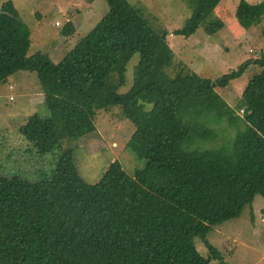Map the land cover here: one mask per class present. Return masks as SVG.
Wrapping results in <instances>:
<instances>
[{
  "label": "trees",
  "instance_id": "trees-1",
  "mask_svg": "<svg viewBox=\"0 0 264 264\" xmlns=\"http://www.w3.org/2000/svg\"><path fill=\"white\" fill-rule=\"evenodd\" d=\"M221 1L187 0L192 16L174 35L192 36L202 26L209 36L222 31ZM107 3L108 12L57 64L42 52L28 55L31 30L13 0L0 9V83L36 73L48 109L43 118L32 114L19 134L39 156L58 157L40 181L0 173V264H224L208 235L264 197V52L216 81L191 70L170 78L168 31L154 30L127 0ZM236 18L245 30L257 26L264 2L239 0ZM72 33L68 21L61 34ZM137 54L133 86L121 94ZM251 64L260 72L233 108L216 89ZM114 107L135 127L126 149L146 164L132 176L116 160L91 184L69 144L95 134L97 112ZM223 124L235 129L232 137L212 148L195 145L217 140L210 126Z\"/></svg>",
  "mask_w": 264,
  "mask_h": 264
},
{
  "label": "rangeland",
  "instance_id": "rangeland-1",
  "mask_svg": "<svg viewBox=\"0 0 264 264\" xmlns=\"http://www.w3.org/2000/svg\"><path fill=\"white\" fill-rule=\"evenodd\" d=\"M7 0H0V9ZM22 19L31 30V47L28 55L42 52L54 64L61 61L82 38L93 30L108 12L107 0H13ZM135 8H142L146 20L156 31H168L174 58L167 66V76L191 70L201 77L216 81L231 73L249 59H256L264 52V22L248 30L241 28L236 18L239 0H222L215 14L225 22L222 31L207 35L202 26L195 35L177 36L175 30L185 26L193 10L187 0H127ZM249 3L264 0H246ZM74 24V33L61 34L65 23ZM140 60L135 55L127 65V83L119 90L123 94L133 86L134 67ZM260 69L251 64L244 73L226 88L216 91L236 108L249 80ZM148 109L152 106L148 105ZM47 116L48 109L36 73L18 72L5 83H0V173L21 176L29 181H40L54 170L52 154L39 156L28 141L19 134L20 126L27 123L32 114ZM242 110L237 111L239 118ZM97 132L73 140L76 165L82 177L91 184L97 183L108 167L116 160L129 175H135L146 161L139 158L127 143L135 132L133 124L125 120L120 107L109 112H97ZM240 129L243 123H239ZM218 136L211 141L198 140L203 147L221 145L232 137L235 129L223 124L210 126ZM211 142V143H210ZM194 145V146H195ZM194 146H188L189 149ZM56 150L55 152H57ZM54 152V153H55ZM252 209V210H251ZM210 243L219 251L224 264H264V197L256 195L242 215L214 228L208 235ZM197 248L202 255L209 252L200 238ZM212 264H219L212 261Z\"/></svg>",
  "mask_w": 264,
  "mask_h": 264
},
{
  "label": "crops",
  "instance_id": "crops-1",
  "mask_svg": "<svg viewBox=\"0 0 264 264\" xmlns=\"http://www.w3.org/2000/svg\"><path fill=\"white\" fill-rule=\"evenodd\" d=\"M42 97H43V94H42ZM21 127V126H20Z\"/></svg>",
  "mask_w": 264,
  "mask_h": 264
}]
</instances>
